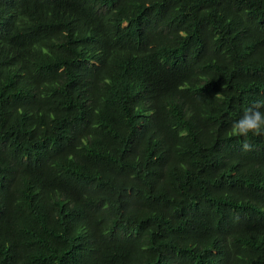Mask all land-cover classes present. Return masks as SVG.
Returning a JSON list of instances; mask_svg holds the SVG:
<instances>
[{
  "label": "trees",
  "instance_id": "obj_1",
  "mask_svg": "<svg viewBox=\"0 0 264 264\" xmlns=\"http://www.w3.org/2000/svg\"><path fill=\"white\" fill-rule=\"evenodd\" d=\"M260 99L264 0H0V264H264Z\"/></svg>",
  "mask_w": 264,
  "mask_h": 264
},
{
  "label": "clouds",
  "instance_id": "obj_2",
  "mask_svg": "<svg viewBox=\"0 0 264 264\" xmlns=\"http://www.w3.org/2000/svg\"><path fill=\"white\" fill-rule=\"evenodd\" d=\"M262 109H264V99L254 100L237 119L232 121L230 134L244 138L250 135L264 137V110ZM243 146L245 149L250 147L247 143Z\"/></svg>",
  "mask_w": 264,
  "mask_h": 264
}]
</instances>
